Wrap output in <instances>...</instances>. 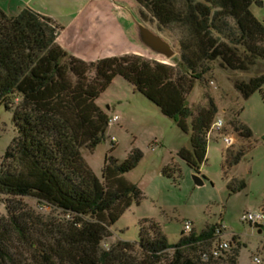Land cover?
Returning a JSON list of instances; mask_svg holds the SVG:
<instances>
[{
  "label": "trees",
  "instance_id": "1",
  "mask_svg": "<svg viewBox=\"0 0 264 264\" xmlns=\"http://www.w3.org/2000/svg\"><path fill=\"white\" fill-rule=\"evenodd\" d=\"M132 2L159 32L178 30L179 56L166 61L133 54L86 62L59 45L61 28L51 18L31 9L10 16L0 7V107L13 114L16 131L0 162V196L7 199L0 218V264H239L236 237L231 251L203 259L221 241V225L183 233L170 244L152 224L142 227L140 241L119 240L103 250V242L116 236L113 226L144 197L125 178L143 154L133 149L122 162L107 156L100 179L83 153L106 139L110 116L97 100L119 77L190 134L191 149L178 156L199 174L219 108L208 97L206 106L193 111L188 97L210 64L246 73L264 62V23L251 10L264 7V0ZM263 88L264 74L235 82L244 100L257 91L264 95ZM232 125L252 142L248 126L237 120ZM247 155L241 150L230 161L226 156L225 165H238ZM173 171L168 166L164 174Z\"/></svg>",
  "mask_w": 264,
  "mask_h": 264
},
{
  "label": "rangeland",
  "instance_id": "2",
  "mask_svg": "<svg viewBox=\"0 0 264 264\" xmlns=\"http://www.w3.org/2000/svg\"><path fill=\"white\" fill-rule=\"evenodd\" d=\"M103 1L100 12L89 17L83 15L70 30L61 33L64 34V50L69 55L86 62L133 54L163 59L131 45L105 13L107 0ZM251 10L264 23V7L253 5ZM149 25L156 30L154 24ZM161 34L179 51L178 30ZM261 74H264V62L257 63L246 73L230 72L213 63L204 80L197 81L189 95L188 105L193 111L198 106H206L208 97L213 98L219 108L217 120L224 122L223 134L234 139L233 146L227 150L223 137L216 132L208 139L207 161L202 167L206 178L203 186L196 185L194 173L178 156L181 149H190V134L185 133L174 119L164 116L148 99L135 93L124 79L118 77L113 81L97 104L110 118L117 115L120 120L109 124L105 141L93 151H84L83 156L101 179L107 156L122 162L133 149L140 150L141 161L125 178L137 185L144 197L113 226L116 236L103 242V250H109L119 240L140 241L142 227L148 230L152 224L170 244H177L185 233V222L189 221L196 232L210 225L223 226L221 240L229 241L232 247L236 246L233 244L235 236L241 246L239 264H256L254 257L264 256V233L258 235L259 228L251 230V226L240 220L243 213L258 208L264 201V95L257 91L244 100L235 89V82L248 81ZM234 120L252 130L251 143L238 136L232 125ZM15 136L13 114L1 106L0 162ZM241 150L248 155L240 164L231 168L229 162L225 165L226 156L230 161L229 156H235ZM168 166L176 168L171 176L164 174ZM6 200L0 196V218L6 213ZM28 202L34 206L32 201Z\"/></svg>",
  "mask_w": 264,
  "mask_h": 264
},
{
  "label": "water",
  "instance_id": "3",
  "mask_svg": "<svg viewBox=\"0 0 264 264\" xmlns=\"http://www.w3.org/2000/svg\"><path fill=\"white\" fill-rule=\"evenodd\" d=\"M107 14L114 19L125 39L133 46L150 56L172 60L179 54L173 43L161 33L153 29L136 12L128 0H110ZM193 179L198 186L204 185V180L199 174H194ZM261 235L263 230L259 228Z\"/></svg>",
  "mask_w": 264,
  "mask_h": 264
},
{
  "label": "crops",
  "instance_id": "4",
  "mask_svg": "<svg viewBox=\"0 0 264 264\" xmlns=\"http://www.w3.org/2000/svg\"><path fill=\"white\" fill-rule=\"evenodd\" d=\"M109 1L110 0L106 1V7H105L106 14H107L106 11L110 6ZM128 1L134 7L132 0H128ZM103 2H104L103 0H0V7L10 16H17L24 9H31L41 14L42 16L51 18L61 28L57 41L59 45L64 49V45H65L64 43L65 41L63 39L64 34L61 35V33L70 30L72 26L82 18L83 15H85V17H89V15L90 14L92 15L94 12L97 13L100 12V7ZM108 17L112 19L114 22L113 18H111L110 16ZM115 25L119 29L118 25L117 24ZM121 34L123 35L122 32ZM183 149L189 150L188 147H185ZM202 169H201V176L203 178L204 175L202 174ZM263 205H264V201L258 208L250 211H255L264 208ZM250 229L254 230L251 227Z\"/></svg>",
  "mask_w": 264,
  "mask_h": 264
},
{
  "label": "built area",
  "instance_id": "5",
  "mask_svg": "<svg viewBox=\"0 0 264 264\" xmlns=\"http://www.w3.org/2000/svg\"><path fill=\"white\" fill-rule=\"evenodd\" d=\"M120 120V117L117 115H114L112 118H110V124L116 123ZM223 127L224 122L221 119H218L211 127L207 134V140L212 136L214 132H216L219 136L223 137L224 144L226 147V150L231 148L234 144V139L231 135L223 134ZM114 143H116L115 139H112ZM241 222L244 224H248L252 228H261L264 229V208H261L259 210L255 211H247L242 214L240 218ZM193 223L187 221L184 224V232L186 234H189L192 232ZM225 228L221 226L220 232H223ZM231 247V244L228 241L221 240L219 244L211 250L210 253H206L203 255L204 260H208L211 256L212 257H220L225 252H228ZM254 262L256 264H264V256H256L254 257Z\"/></svg>",
  "mask_w": 264,
  "mask_h": 264
}]
</instances>
